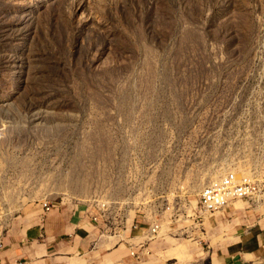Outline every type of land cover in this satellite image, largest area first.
Returning <instances> with one entry per match:
<instances>
[{"label": "rangeland", "instance_id": "obj_1", "mask_svg": "<svg viewBox=\"0 0 264 264\" xmlns=\"http://www.w3.org/2000/svg\"><path fill=\"white\" fill-rule=\"evenodd\" d=\"M230 169L261 197L233 206L264 210V0H0V236L66 200L123 245L175 220L202 250L200 193Z\"/></svg>", "mask_w": 264, "mask_h": 264}, {"label": "crops", "instance_id": "obj_2", "mask_svg": "<svg viewBox=\"0 0 264 264\" xmlns=\"http://www.w3.org/2000/svg\"><path fill=\"white\" fill-rule=\"evenodd\" d=\"M260 200V196L255 199L256 205ZM43 203L2 233L0 264H177L166 262L171 258L169 252L187 256L178 264H189V259L201 254L211 264H240L247 256L264 255V210L250 209L251 204H231L211 214L201 224H206L202 231L206 248L197 250L196 243H191L188 251L182 249L178 236L185 229L175 220L166 224L169 230L154 237L152 223L143 224L136 228L140 233L133 242L123 245L118 235L106 231L101 218H94L96 212L91 208L60 200L46 210ZM194 228L190 227L192 234Z\"/></svg>", "mask_w": 264, "mask_h": 264}, {"label": "built area", "instance_id": "obj_3", "mask_svg": "<svg viewBox=\"0 0 264 264\" xmlns=\"http://www.w3.org/2000/svg\"><path fill=\"white\" fill-rule=\"evenodd\" d=\"M258 196H260V185L251 174H239L236 170L230 169L203 187L195 217L202 221L235 201L245 200L255 203ZM43 205L46 210L53 206L49 202H44ZM98 213V215H102L101 212ZM98 215H95L94 218L98 219ZM159 228L157 224L151 227L152 237L158 235Z\"/></svg>", "mask_w": 264, "mask_h": 264}, {"label": "bare ground", "instance_id": "obj_4", "mask_svg": "<svg viewBox=\"0 0 264 264\" xmlns=\"http://www.w3.org/2000/svg\"><path fill=\"white\" fill-rule=\"evenodd\" d=\"M259 197V196H258Z\"/></svg>", "mask_w": 264, "mask_h": 264}]
</instances>
